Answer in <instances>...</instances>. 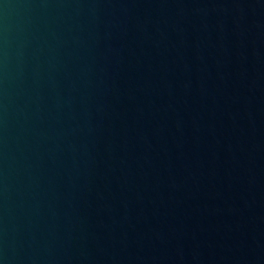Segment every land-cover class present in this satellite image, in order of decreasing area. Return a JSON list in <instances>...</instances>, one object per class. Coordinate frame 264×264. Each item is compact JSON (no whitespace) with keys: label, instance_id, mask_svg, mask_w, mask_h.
Wrapping results in <instances>:
<instances>
[{"label":"water","instance_id":"water-1","mask_svg":"<svg viewBox=\"0 0 264 264\" xmlns=\"http://www.w3.org/2000/svg\"><path fill=\"white\" fill-rule=\"evenodd\" d=\"M0 264H264V0H0Z\"/></svg>","mask_w":264,"mask_h":264}]
</instances>
